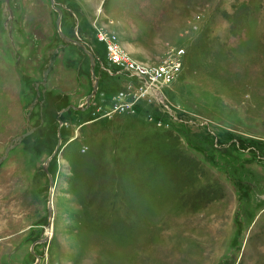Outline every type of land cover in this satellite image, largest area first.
<instances>
[{
  "label": "rangeland",
  "instance_id": "374dc122",
  "mask_svg": "<svg viewBox=\"0 0 264 264\" xmlns=\"http://www.w3.org/2000/svg\"><path fill=\"white\" fill-rule=\"evenodd\" d=\"M54 3L97 92L58 140L89 58L59 47L49 0H0V157L34 128L0 165V264H264V0ZM170 48L182 70L153 99L124 67Z\"/></svg>",
  "mask_w": 264,
  "mask_h": 264
},
{
  "label": "water",
  "instance_id": "95a60500",
  "mask_svg": "<svg viewBox=\"0 0 264 264\" xmlns=\"http://www.w3.org/2000/svg\"><path fill=\"white\" fill-rule=\"evenodd\" d=\"M50 2V6L51 8L57 13V19H56V30L58 32V36L61 38L63 45H60L59 47H67L68 45L72 44L74 46H77L79 49H81L84 54L89 58V62H90V71L91 74L93 76V82H92V91L90 93V95L86 98L85 101V107L83 106H78V107H74L72 105L67 106L66 108L60 110L57 114V122H58V129H57V136H58V140L60 139V134H59V129L62 125V122L59 120V117L61 116L62 113L66 112L69 109H73V110H77V111H84L85 109H87L90 106V100L91 98H93L97 92V85H98V78L94 75V67H95V58L93 57V54L91 53L89 48H86L85 45L79 41L78 39L73 40L69 37H67L65 34H63L60 30V23H61V10L58 9L55 6L54 0H49ZM54 51L53 55L51 56L48 65L46 66L45 70L43 71V78H42V82L41 85L44 87L47 81V75L52 67V65L54 64L55 58L57 56V50L58 48ZM39 97V94L36 95L35 100L33 101V103L29 106V111L32 110L33 106L35 105V102L37 101ZM26 126H27V130L25 131L24 134H21L17 137H15L7 146L5 154L3 157H0V165L3 162V160L6 158V156L8 155L9 151L11 149H14L17 145H19L25 137L29 136L33 131L34 128H31L29 126V117H26ZM51 157L48 158L45 162V164L43 165V172L46 174L47 179H48V184H49V194H48V199H47V224H46V228L50 229L51 228V221H52V197H53V188H54V183H53V179L52 176L48 173L47 171V164L49 163ZM47 239H41L38 240L35 243H41V242H45ZM34 245V244H33ZM33 247V246H32ZM32 251V250H31ZM38 259V258H37ZM39 260V259H38ZM36 264V263H34Z\"/></svg>",
  "mask_w": 264,
  "mask_h": 264
},
{
  "label": "built area",
  "instance_id": "2783aa9c",
  "mask_svg": "<svg viewBox=\"0 0 264 264\" xmlns=\"http://www.w3.org/2000/svg\"><path fill=\"white\" fill-rule=\"evenodd\" d=\"M166 58L162 60L153 69H138L135 64L126 62L124 71L131 77L140 79L143 83L145 91L153 98L159 97L157 83H170L182 70L181 59L185 56V50L182 48H170L166 52ZM110 57L114 62L122 60L121 55L116 48L110 49Z\"/></svg>",
  "mask_w": 264,
  "mask_h": 264
},
{
  "label": "trees",
  "instance_id": "16d2710c",
  "mask_svg": "<svg viewBox=\"0 0 264 264\" xmlns=\"http://www.w3.org/2000/svg\"><path fill=\"white\" fill-rule=\"evenodd\" d=\"M59 37V36H58ZM68 37V36H67ZM76 38V37H75ZM75 38H71V39H73V40H76ZM59 39L61 40V38L59 37ZM77 47V46H76ZM78 48V47H77Z\"/></svg>",
  "mask_w": 264,
  "mask_h": 264
},
{
  "label": "bare ground",
  "instance_id": "6f19581e",
  "mask_svg": "<svg viewBox=\"0 0 264 264\" xmlns=\"http://www.w3.org/2000/svg\"><path fill=\"white\" fill-rule=\"evenodd\" d=\"M159 94H161V93L159 92Z\"/></svg>",
  "mask_w": 264,
  "mask_h": 264
}]
</instances>
